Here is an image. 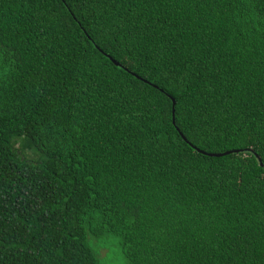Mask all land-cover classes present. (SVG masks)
Instances as JSON below:
<instances>
[{
  "label": "trees",
  "instance_id": "obj_1",
  "mask_svg": "<svg viewBox=\"0 0 264 264\" xmlns=\"http://www.w3.org/2000/svg\"><path fill=\"white\" fill-rule=\"evenodd\" d=\"M258 159L264 0H0V264H264Z\"/></svg>",
  "mask_w": 264,
  "mask_h": 264
},
{
  "label": "snow or ice",
  "instance_id": "obj_2",
  "mask_svg": "<svg viewBox=\"0 0 264 264\" xmlns=\"http://www.w3.org/2000/svg\"><path fill=\"white\" fill-rule=\"evenodd\" d=\"M238 3H239V5L243 6L244 3H245V0H238ZM175 108H176V102L174 101L173 102V119L178 115V113L175 111ZM202 134H204V130H202V129H200L198 127L196 129H194V131H193V138L195 139L196 136L202 135ZM209 138H211V137H209ZM248 150L250 152H254L255 151L254 148H250ZM261 168H264V164H261ZM4 191H5V189H3L2 187H0V195H2Z\"/></svg>",
  "mask_w": 264,
  "mask_h": 264
},
{
  "label": "water",
  "instance_id": "obj_3",
  "mask_svg": "<svg viewBox=\"0 0 264 264\" xmlns=\"http://www.w3.org/2000/svg\"><path fill=\"white\" fill-rule=\"evenodd\" d=\"M171 101H172V123H173V125H174V119H173V102H174V100L173 99H171ZM181 135V134H180ZM181 137L183 138V140L185 141V142H187L185 139H184V137L181 135ZM188 143V142H187ZM232 153H238V151H229V152H224V153H221V154H206L207 156H209V157H215V158H219V157H223V156H227V155H229V154H232ZM258 163H259V166L261 167V164H262V161L260 160V159H258ZM264 169V168H263Z\"/></svg>",
  "mask_w": 264,
  "mask_h": 264
},
{
  "label": "rangeland",
  "instance_id": "obj_4",
  "mask_svg": "<svg viewBox=\"0 0 264 264\" xmlns=\"http://www.w3.org/2000/svg\"><path fill=\"white\" fill-rule=\"evenodd\" d=\"M103 255V253H102ZM119 261V258L117 256H109L107 259H106V264H117Z\"/></svg>",
  "mask_w": 264,
  "mask_h": 264
}]
</instances>
